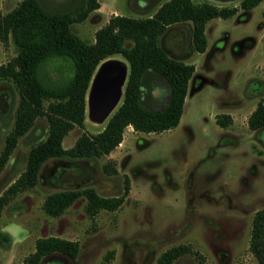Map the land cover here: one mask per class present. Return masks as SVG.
Masks as SVG:
<instances>
[{
	"label": "rangeland",
	"instance_id": "374dc122",
	"mask_svg": "<svg viewBox=\"0 0 264 264\" xmlns=\"http://www.w3.org/2000/svg\"><path fill=\"white\" fill-rule=\"evenodd\" d=\"M19 1L0 0V13ZM42 1L62 9L68 0ZM99 1L100 11H91L71 26L86 41L94 40L96 29L113 14L111 9L146 16L163 0ZM194 1L237 10L207 21L203 52L192 49L185 22L169 25L161 36L170 55L195 65L178 124L149 132L127 125L122 141L109 153L80 162L77 175L61 177L56 171L58 165L73 164V159L48 160L37 183L13 194L0 210V264H24L36 238L50 234L77 240L79 251L75 257L46 256L41 264H153L164 250L178 244L190 250L171 264H257L249 237L252 216L264 207V131L251 129L247 119L257 102H264V0L252 8L241 7L240 0ZM16 49L10 37L0 39V63ZM107 58L125 63L128 73L129 63L121 54ZM41 71L47 81L62 83L69 64L50 58ZM124 87L125 83L116 108ZM143 89L148 105L165 103L166 89L154 74H145ZM18 99L12 82L0 78V152L13 127ZM227 113L230 123L220 126L216 117ZM106 121L92 122L86 109L84 126L71 128L62 145L70 147L80 133L97 132ZM46 128V119L39 116L19 137L0 170V195L23 170L29 147L45 136ZM105 164L117 171H106ZM126 178L129 189L116 209L89 214L84 195L59 215L44 209L50 192L92 185L101 195H115L124 192Z\"/></svg>",
	"mask_w": 264,
	"mask_h": 264
},
{
	"label": "trees",
	"instance_id": "16d2710c",
	"mask_svg": "<svg viewBox=\"0 0 264 264\" xmlns=\"http://www.w3.org/2000/svg\"><path fill=\"white\" fill-rule=\"evenodd\" d=\"M260 1L240 0V6L252 8ZM98 7L99 0H68L62 9L51 8L42 0H20L6 13H0V39L5 42L10 37L17 48L15 55L0 63V78L9 79L19 94L14 106L13 127L6 134L0 152V170L19 137L27 133L35 119L44 116L47 123L45 136H40L29 147L23 170L0 195V210L13 194L37 183L43 165L50 159H73V164L58 165L56 171L61 177L71 172L77 175L81 173L80 162L107 154L115 148L122 141L127 125L146 132L177 125L195 65L170 55L161 43V36L169 25L185 22L190 28L192 49L203 52L207 46V21L213 17L226 18L237 10L236 6H220L209 1L163 0L153 13L146 16L111 14L107 22L96 29L94 40L86 41L71 26ZM116 53L129 63L120 104L101 130L94 133L83 131L73 145L64 147L62 139L65 134L75 125L84 126L86 94L97 65ZM50 58L69 64L68 76L62 83L47 81L41 71L43 63ZM148 72L154 74L166 89L167 99L162 105L145 103L143 86ZM230 121L228 113L216 117L220 126H226ZM247 121L251 129L264 131L262 100L257 102ZM104 169L117 171L109 164H105ZM128 189L127 178L124 192L115 195H101L92 185L66 186L50 192L43 206L48 214L59 215L76 198L84 195L87 212L95 214L100 209L119 207ZM189 250L186 244L174 245L164 250L153 264H171ZM249 250L257 264H264V207L257 209L252 216ZM78 251L77 240L51 234L39 236L35 240V249L25 257L24 264H41L44 257L53 254L75 257Z\"/></svg>",
	"mask_w": 264,
	"mask_h": 264
},
{
	"label": "water",
	"instance_id": "95a60500",
	"mask_svg": "<svg viewBox=\"0 0 264 264\" xmlns=\"http://www.w3.org/2000/svg\"><path fill=\"white\" fill-rule=\"evenodd\" d=\"M99 64L91 77L86 102L88 116L103 121L116 108L128 73L126 64L117 59L105 58Z\"/></svg>",
	"mask_w": 264,
	"mask_h": 264
},
{
	"label": "crops",
	"instance_id": "0c3cea01",
	"mask_svg": "<svg viewBox=\"0 0 264 264\" xmlns=\"http://www.w3.org/2000/svg\"><path fill=\"white\" fill-rule=\"evenodd\" d=\"M102 9V6L100 5V7H98L97 9H95V11H100ZM114 11L113 13H116V9H111V12ZM90 118V117H89Z\"/></svg>",
	"mask_w": 264,
	"mask_h": 264
},
{
	"label": "flooded vegetation",
	"instance_id": "af4514ba",
	"mask_svg": "<svg viewBox=\"0 0 264 264\" xmlns=\"http://www.w3.org/2000/svg\"><path fill=\"white\" fill-rule=\"evenodd\" d=\"M92 122H94V123H100V122H102V121H97V120H94V119H91V118H89ZM105 120V119H104ZM103 120V121H104Z\"/></svg>",
	"mask_w": 264,
	"mask_h": 264
}]
</instances>
